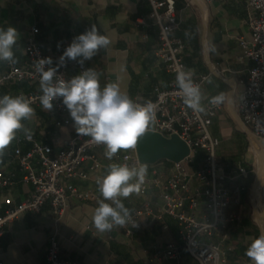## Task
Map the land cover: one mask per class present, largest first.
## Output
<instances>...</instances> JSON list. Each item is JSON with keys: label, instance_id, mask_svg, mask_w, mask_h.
<instances>
[{"label": "crops", "instance_id": "1", "mask_svg": "<svg viewBox=\"0 0 264 264\" xmlns=\"http://www.w3.org/2000/svg\"><path fill=\"white\" fill-rule=\"evenodd\" d=\"M173 1L179 20L174 36L185 44L184 64L195 75L208 76L201 88V105L204 107L211 97L220 93L225 95V101L220 104L221 109L210 127L211 134L219 140V164L228 173H236L243 166L250 168L245 163L248 161L241 157L246 151L245 141L249 140L255 146V155H264V150L259 142L241 129L237 111V103L250 66V62L243 58L238 44V40H246L250 36L244 2ZM189 1L196 5V10ZM149 12L148 0H0V28L6 30L11 26L17 30V43L13 51L15 57L23 61L25 40L31 27H36L38 44L46 58H51V65L56 66L57 49L69 46L74 37L96 24L100 34L106 35L111 41L106 50H100L91 60L86 61L89 68L100 73L101 88L109 82H116L130 98L146 102L153 99L155 87L166 88L172 79L154 55L158 29L149 19ZM212 46H215V52L210 51ZM0 63L2 74L7 67L4 61ZM74 76L75 71L69 69L68 77ZM31 89L26 83H13L6 85L0 95L13 96L17 92ZM56 118L51 110L40 106L35 109V115L31 119L22 121L24 129L17 131L15 139L0 157V170L12 174L14 182L9 192H4L3 196H10L17 202L30 192L29 187L21 180L13 156L16 146L19 145L23 153L30 146L23 140L17 145L18 138L33 134L37 141L47 143L57 150L77 134L74 126L56 128ZM123 152L125 150H120L109 160L104 155V150H96L95 154L102 165L101 171L89 173L86 181H74V185L79 190L100 194L97 179L108 173L110 165L119 164V156ZM199 156L201 160V155ZM200 160L197 164H191V171L198 168ZM258 163L263 165L264 157L259 158ZM170 167L168 163L158 162L148 166L147 173L155 169L167 175ZM263 176L262 172L255 197L251 196V174L249 181L245 183L247 190L241 206H231L228 209L235 220L228 226L226 239L222 244L224 264H252L245 251L254 239L264 233ZM121 199L131 212L145 200L153 205L161 204L156 192H151L147 197H139L134 193ZM252 201L259 207V211L256 209L255 219L260 233L254 231L246 214V205L252 204ZM96 207L98 203L70 201L68 209L57 223L54 222L48 204L36 214L26 213L19 217L4 229L1 238L3 264H45V252L51 235L56 236L62 257L78 260L82 264H168L162 251L165 244L176 238L177 226L173 220L165 218L163 222L151 223L143 218L141 228L130 237L117 226L110 232L101 233L92 223ZM180 264L196 263L183 255Z\"/></svg>", "mask_w": 264, "mask_h": 264}, {"label": "built area", "instance_id": "2", "mask_svg": "<svg viewBox=\"0 0 264 264\" xmlns=\"http://www.w3.org/2000/svg\"><path fill=\"white\" fill-rule=\"evenodd\" d=\"M148 2V17L158 29L154 55L172 78L166 88L153 89L151 102L154 105L156 123L151 132L164 137L177 135L186 143L190 152L178 163L169 162L171 167L167 175L155 169L147 173L138 196L147 197L151 192H156L161 204L153 205L148 200L143 201L139 208L131 212V221L123 227H117L130 237L141 228L143 218L151 223L170 218L176 223L177 234L175 240L163 247L162 255L168 264H180L183 255H187L196 264H224L222 244L226 239L228 226L235 220V216L228 213V209L231 206H241L247 190L245 183L249 181L253 169L243 166L236 173H228L219 164V140L211 134L210 127L221 105L213 106L208 103L204 106L205 112L196 113L184 104L182 94L176 86V75L179 71L188 69L183 61L185 44L174 36L179 27L174 1ZM243 2L250 36L246 40H238V44L243 58L250 62V66L237 103V111L243 128L264 150V0ZM37 34V28L31 27L24 43L23 61L18 58L15 64L4 61L7 69L0 74V94L6 85L26 83L32 89L17 92L13 96L24 95L29 98L34 109L42 106L40 75L36 72L35 65L40 59L46 58L37 42ZM67 47L57 49L56 66H44L45 70L48 67L58 68L54 82L56 78L70 80L69 69L79 75L89 68L86 61L80 64L66 60L60 65L59 57ZM207 80L208 76L204 74L193 76L194 83L200 88ZM62 101V97H57L52 102L51 112L57 117L54 126H74ZM21 140L30 146L24 153L18 145ZM16 143L18 146L13 150V156L21 180L29 187L30 192L27 197L17 202L10 196H3L4 192H9L14 182L12 174L0 170V264H3L1 238L4 229L19 217L26 213L36 214L48 204L54 222L57 223L68 209L70 201L97 203L99 199H103L93 191L79 190L73 183L86 181L89 173L101 171L102 165L95 151H106L103 144H95L90 137L78 134L66 140L57 150L47 143L37 141L33 134L18 138ZM197 154L201 155L199 166L191 171L190 166ZM119 164L137 167L141 165L135 149L125 150L119 156ZM44 262L82 264L78 260L61 256L55 235L48 238Z\"/></svg>", "mask_w": 264, "mask_h": 264}, {"label": "clouds", "instance_id": "3", "mask_svg": "<svg viewBox=\"0 0 264 264\" xmlns=\"http://www.w3.org/2000/svg\"><path fill=\"white\" fill-rule=\"evenodd\" d=\"M17 37L14 27L9 26L6 30L0 28V61L12 64L17 62L13 51ZM110 43L106 35L100 34L97 25L92 24L84 33L74 37L59 57V64H64L66 60L83 64L100 50H106ZM210 51L215 52V46ZM51 64V58H45L35 65L36 72L40 75L42 107L50 111L53 100L62 97L77 134L90 137L95 144H103L106 148L104 155L109 160L120 150L135 149L139 138L153 130L156 114L151 101L143 104L135 102L127 93L121 91L116 82H109L101 88L100 73L93 68H88L70 80L56 78L54 82L58 68L48 67L45 70L44 67ZM194 75L195 72L190 69L179 71L176 75V86L182 94L184 104L194 112L202 113L205 112L201 105L202 92L200 86L193 81ZM224 101V93L209 99L213 106ZM31 104L32 101L24 95L6 94L0 97V157L15 139L17 131L24 129L22 121L35 115ZM147 167V164L138 167L112 164L108 173L97 179L96 184L103 199L97 201L98 207L92 223L98 232H110L114 227H123L131 221V210L124 205L121 198L140 193ZM245 255L252 264H264V233L250 243Z\"/></svg>", "mask_w": 264, "mask_h": 264}, {"label": "water", "instance_id": "4", "mask_svg": "<svg viewBox=\"0 0 264 264\" xmlns=\"http://www.w3.org/2000/svg\"><path fill=\"white\" fill-rule=\"evenodd\" d=\"M239 125L244 132H247L243 128L241 122H239ZM189 152L190 150L186 143L183 142L177 135L164 137L159 133L151 131L146 132L141 138H139L135 148V153L139 162L147 165H154L160 161L178 163L187 157ZM260 177L261 172L259 168L251 188L252 197H255L256 188L261 179Z\"/></svg>", "mask_w": 264, "mask_h": 264}, {"label": "rangeland", "instance_id": "5", "mask_svg": "<svg viewBox=\"0 0 264 264\" xmlns=\"http://www.w3.org/2000/svg\"><path fill=\"white\" fill-rule=\"evenodd\" d=\"M189 3L193 5L194 10L197 9L196 5H194L190 1H189ZM245 142H246L245 143L246 151L244 152L243 155H241V157H242V160H247L248 162H245V163L248 164V166H250V168L253 169V174H252L251 180H252V182H254V179L256 177V174H257L258 169L260 168V172L261 173L264 172V164L263 165H260L258 163L259 158L262 159L264 157V155L263 154L262 155L261 154H259V155L256 154L255 155L254 154L255 153V146H253V144L251 142H249V140H247ZM242 160H239V162H242ZM256 209L259 211L258 204H256L254 201H252V204L246 205V210H247L246 211V214L249 216L250 222L252 223V228L257 233H260V229L257 226V221L255 219Z\"/></svg>", "mask_w": 264, "mask_h": 264}, {"label": "trees", "instance_id": "6", "mask_svg": "<svg viewBox=\"0 0 264 264\" xmlns=\"http://www.w3.org/2000/svg\"><path fill=\"white\" fill-rule=\"evenodd\" d=\"M0 65H1V63H0ZM5 72V71H4ZM3 72V73H4ZM3 90H4V88H3ZM2 90V91H3ZM200 160V156H199V154L198 155H195V157H194V162H195V164H197L198 163V161ZM160 162H164V163H168L169 164V162H167V161H160ZM250 183H252V180H250Z\"/></svg>", "mask_w": 264, "mask_h": 264}]
</instances>
